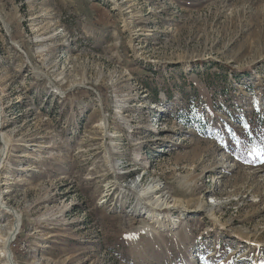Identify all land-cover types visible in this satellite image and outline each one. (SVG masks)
<instances>
[{
    "label": "rangeland",
    "instance_id": "1",
    "mask_svg": "<svg viewBox=\"0 0 264 264\" xmlns=\"http://www.w3.org/2000/svg\"><path fill=\"white\" fill-rule=\"evenodd\" d=\"M254 112L264 0H0V264H264Z\"/></svg>",
    "mask_w": 264,
    "mask_h": 264
},
{
    "label": "bare ground",
    "instance_id": "2",
    "mask_svg": "<svg viewBox=\"0 0 264 264\" xmlns=\"http://www.w3.org/2000/svg\"><path fill=\"white\" fill-rule=\"evenodd\" d=\"M0 138L1 140H3L2 132H0ZM144 177H145V173H142V175L138 176L137 178L120 183L121 186H124L125 188L131 189L135 192L137 199L139 201L138 203L139 205H137L136 207L137 211L142 212V210L143 211L145 210L146 212H148L149 216L151 217V216H159L160 214L163 215V213H168L175 209L187 208L183 204H181L178 199L168 194L170 192H168V190L166 191L164 185H161V183H159L158 181L152 179L150 183L145 186L143 184ZM10 209L11 208H9L4 202H2V197L0 196V210L11 213ZM17 226H18V217L15 218L11 230L7 232L5 237V255L8 264H17L13 260L12 254L8 250L9 243H7L8 241H11L14 238L15 234L18 232Z\"/></svg>",
    "mask_w": 264,
    "mask_h": 264
},
{
    "label": "trees",
    "instance_id": "3",
    "mask_svg": "<svg viewBox=\"0 0 264 264\" xmlns=\"http://www.w3.org/2000/svg\"><path fill=\"white\" fill-rule=\"evenodd\" d=\"M253 116L257 126L253 130L252 134H250L249 130H247V133L250 137L249 141H251L254 145L264 151V114H261L260 112H254ZM244 121H247V118ZM235 140L239 149L235 150V156L242 159L251 160V157L247 154L246 145L244 144V142L241 139Z\"/></svg>",
    "mask_w": 264,
    "mask_h": 264
}]
</instances>
